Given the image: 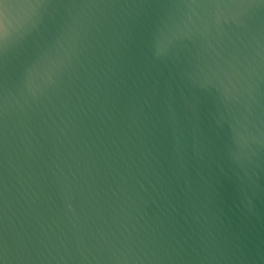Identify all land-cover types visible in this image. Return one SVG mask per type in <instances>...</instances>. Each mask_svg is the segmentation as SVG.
Listing matches in <instances>:
<instances>
[{"label":"water","instance_id":"95a60500","mask_svg":"<svg viewBox=\"0 0 264 264\" xmlns=\"http://www.w3.org/2000/svg\"><path fill=\"white\" fill-rule=\"evenodd\" d=\"M0 264H264V0H0Z\"/></svg>","mask_w":264,"mask_h":264}]
</instances>
